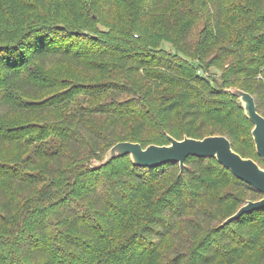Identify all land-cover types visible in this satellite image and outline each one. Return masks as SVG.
<instances>
[{
  "label": "trees",
  "instance_id": "obj_1",
  "mask_svg": "<svg viewBox=\"0 0 264 264\" xmlns=\"http://www.w3.org/2000/svg\"><path fill=\"white\" fill-rule=\"evenodd\" d=\"M201 1L210 5L211 12L198 32L195 58L203 61L214 50L210 63L231 58L241 62L225 70L223 79L264 76V0H253V9L260 10L247 23L242 7L252 0L235 1L233 12L224 5L228 0ZM102 4L118 7L120 2L0 0V95L7 87L30 99L39 90H56L44 100L18 99L11 104L12 112L28 109L35 117L44 116L43 121L0 133V147L18 150L10 161L0 157V264H142L163 240L173 237L188 210L193 218L183 229L193 239L189 252L160 264H264V208L221 226L229 217L219 221L223 206H238L242 200L225 195L209 199V211L196 206L204 182L213 183L216 172L251 200L263 198L214 159L189 157L180 170L178 164L134 167L124 156L93 167L120 142L137 143L144 149L167 146L168 137L181 141L208 136L226 137L242 158L264 164L255 151L252 124L237 98L227 92L237 88L250 94L262 115V103L255 97L262 93L261 84L253 88L226 86L225 81L211 84L197 74L204 67L188 63L178 53L143 50L131 42L128 32L111 38L95 26ZM193 18L189 16L181 25V56L191 51ZM116 42L130 52L124 55L111 48ZM244 54L248 55L245 60ZM36 62L67 63L84 76L112 73V65L117 64L124 77L86 84L49 79L37 85L23 78L24 68ZM168 88L176 92L165 94ZM91 99L101 102L76 104ZM228 103L242 112L240 118L232 119ZM146 130L156 135L148 137L143 134ZM168 170L178 174L162 192L152 215L121 243L104 251L143 189ZM186 193L192 199L190 205L185 202ZM218 221L215 228L207 225Z\"/></svg>",
  "mask_w": 264,
  "mask_h": 264
},
{
  "label": "rangeland",
  "instance_id": "obj_2",
  "mask_svg": "<svg viewBox=\"0 0 264 264\" xmlns=\"http://www.w3.org/2000/svg\"><path fill=\"white\" fill-rule=\"evenodd\" d=\"M117 1L118 3L120 2V7L102 4L99 11L96 12L98 14V21L95 25L97 29L107 32L111 38H121L124 32H128L132 35V38L130 39L135 46H140L143 50L151 48L158 55H162L164 53L177 55L178 53V55L188 63L204 67L206 70L200 68L197 74L211 84L220 85L225 81L226 86H241L248 84L252 88L261 84L263 89L262 93L256 95L255 97L262 103V107L259 111L262 115H264V76L262 73L256 75L255 78H251V76H239L234 79H223L225 70L229 69L232 64L239 66L241 62L236 61V58H231L210 63V60L215 53L214 50L207 55L203 61L195 58L196 55L194 49L198 32L201 31L203 26L207 24L209 14L211 12V7L207 4V2L205 3L201 0ZM235 1L238 2L243 0H228L227 3L224 2V5L226 4L225 7L228 8L229 12L234 11L235 8L233 6L235 5ZM253 3L254 1L252 0L251 5L242 7L244 8L242 19L245 23L249 22L260 10L258 8L253 9ZM30 15L32 16L33 14ZM193 15V28L188 43L191 51L187 52V57H185L181 56L184 49L180 48L178 35L181 30L182 23L187 20L189 16ZM226 20L230 21L229 19ZM111 48L118 50L120 53L122 52L121 54L124 55L130 52V50L125 48L121 42L112 43ZM247 58V54L242 55V59L245 60ZM112 66L114 68L112 73L84 76L81 71L74 69V67H71L67 63L43 64L41 62H36L27 65L24 68L23 78L37 85L44 84L49 79L70 80L81 84L120 81L124 77V75L120 73V66L117 64ZM55 91L56 90L53 89L39 90L36 97L30 99L21 96L22 93L20 90L16 91L13 87H7L6 90H4V94L0 95V133L15 126H33L37 120L43 121V118H45L44 116L35 117V114H30L28 109L18 111L16 113L12 112V109L14 108L11 104L15 103L18 99L23 102H29V99L32 101L44 100ZM164 92L165 94L170 95L171 93L176 92V89L168 88ZM100 102V99H91L84 101L79 100L76 104L77 106H80V104L87 106L91 103L98 104ZM228 105L231 107L230 112L232 113V119L235 116L240 118L242 112H236L237 108L235 110L234 106H231V103H228ZM71 107H73V105ZM64 110L66 111L67 109ZM64 110L59 111L58 113L61 114L65 112ZM181 110L182 109H179V111L174 114L175 121L176 115L178 112H181ZM143 134L148 137H154L156 135V133L152 130H146ZM6 149L7 148L4 146L0 147V157L3 159L6 158L10 161L13 157H15L18 150ZM257 165L262 169L264 168V164L257 163ZM177 174V170H168L163 178L143 189L138 200L130 207L127 216L118 224L114 237H112L109 243L104 246V251H110L115 245L121 243L128 234L140 228L141 225L144 224V222L152 215L162 192ZM214 182H216V187H213ZM201 190V197L196 200V206L201 208L203 211L210 210V206L208 204L209 199H217L224 197L225 195H231L237 200H242L243 203L238 206H234V203L224 205L220 212L219 221L226 218L228 215L229 217L234 215L239 208L245 205L247 201L254 202L260 200V198H252L251 200L250 195L243 194V191L236 188L229 179L224 181L222 174H218V172L215 174L213 183L205 181ZM185 202L187 205L192 204V199L187 193L185 195ZM192 218V210H188L187 215L177 223L176 231L172 235L173 237L163 240L159 249L146 258L142 264H160L161 262L170 259L177 253H188L193 239H189V237L185 235L183 225ZM219 221L213 223L211 222L207 225L209 228H215ZM201 236L202 235H200V237Z\"/></svg>",
  "mask_w": 264,
  "mask_h": 264
},
{
  "label": "water",
  "instance_id": "obj_3",
  "mask_svg": "<svg viewBox=\"0 0 264 264\" xmlns=\"http://www.w3.org/2000/svg\"><path fill=\"white\" fill-rule=\"evenodd\" d=\"M227 92L237 98L245 117L252 124L251 137L255 151L264 162V117L257 112L254 98L237 88H229ZM168 140L167 146L149 145L144 149L137 143H117L106 152L101 162H94L93 167L97 168L108 164L113 159L129 156L134 167L155 168L164 164H178L181 170L189 157L211 158L235 178L263 195V198L258 201H247L221 226L229 224L243 214L264 208V168H260L253 160L242 158L235 153L226 137L208 136L201 140L184 137L181 141L168 137Z\"/></svg>",
  "mask_w": 264,
  "mask_h": 264
}]
</instances>
